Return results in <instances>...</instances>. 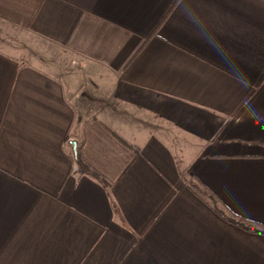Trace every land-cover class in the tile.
<instances>
[{
    "label": "crops",
    "instance_id": "0c3cea01",
    "mask_svg": "<svg viewBox=\"0 0 264 264\" xmlns=\"http://www.w3.org/2000/svg\"><path fill=\"white\" fill-rule=\"evenodd\" d=\"M0 20L86 75L0 44V264H264V0H0ZM100 72L190 157L79 105Z\"/></svg>",
    "mask_w": 264,
    "mask_h": 264
},
{
    "label": "rangeland",
    "instance_id": "374dc122",
    "mask_svg": "<svg viewBox=\"0 0 264 264\" xmlns=\"http://www.w3.org/2000/svg\"><path fill=\"white\" fill-rule=\"evenodd\" d=\"M1 43L9 47L12 46L16 55L22 59L27 60L31 57H38L44 60L48 65L55 64V67L57 66V70L55 71L57 72L60 71L64 74L75 72L76 74L86 77L85 72L80 68L79 61L75 60L76 62H73L70 54L60 52L54 45L44 43L43 41L40 42L37 36H34L27 30L2 20H0V44ZM92 77L93 79L91 81L85 80L76 85L78 87L76 93L78 95L77 98H79V105L85 103V100H87L91 104L87 107L88 111L97 116L101 115L96 113L104 110L109 114L115 113L117 115L116 118L119 120L116 121V124H119L118 126L116 125V127L119 129L121 127L122 132L127 128L126 124H130L131 127L129 126V128L131 129H127L128 132L126 131L128 137L134 134L133 128L150 133L159 130L161 133L169 136L171 141L174 142L173 144H176L179 150H184L188 154L186 157H190L193 149L187 145L177 132L171 128H167V126L165 127L163 124H159V121L152 120L151 118L139 117L128 112L125 110L122 103L112 97V86L114 85L111 77L107 75L103 77L102 72L94 73ZM102 117L107 116L102 115Z\"/></svg>",
    "mask_w": 264,
    "mask_h": 264
},
{
    "label": "trees",
    "instance_id": "16d2710c",
    "mask_svg": "<svg viewBox=\"0 0 264 264\" xmlns=\"http://www.w3.org/2000/svg\"><path fill=\"white\" fill-rule=\"evenodd\" d=\"M79 163H80V166L82 165L81 161L78 160ZM91 175H93L95 178L99 179L100 177L94 172V171H91L90 172ZM213 197V196H212ZM229 222L237 225V226H240L246 230H250V231H258L257 230V226L256 225H252V224H249L247 222H245L242 218L238 217V218H235L234 216L232 218H228L227 219Z\"/></svg>",
    "mask_w": 264,
    "mask_h": 264
},
{
    "label": "water",
    "instance_id": "95a60500",
    "mask_svg": "<svg viewBox=\"0 0 264 264\" xmlns=\"http://www.w3.org/2000/svg\"><path fill=\"white\" fill-rule=\"evenodd\" d=\"M74 144V143H73Z\"/></svg>",
    "mask_w": 264,
    "mask_h": 264
}]
</instances>
